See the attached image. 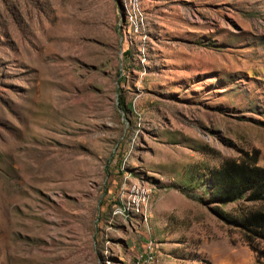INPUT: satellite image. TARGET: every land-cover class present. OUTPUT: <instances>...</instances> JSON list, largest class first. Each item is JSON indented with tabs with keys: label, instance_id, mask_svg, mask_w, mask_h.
I'll return each mask as SVG.
<instances>
[{
	"label": "rangeland",
	"instance_id": "rangeland-1",
	"mask_svg": "<svg viewBox=\"0 0 264 264\" xmlns=\"http://www.w3.org/2000/svg\"><path fill=\"white\" fill-rule=\"evenodd\" d=\"M240 149L264 167V0H0V264H257L208 204Z\"/></svg>",
	"mask_w": 264,
	"mask_h": 264
},
{
	"label": "trees",
	"instance_id": "trees-1",
	"mask_svg": "<svg viewBox=\"0 0 264 264\" xmlns=\"http://www.w3.org/2000/svg\"><path fill=\"white\" fill-rule=\"evenodd\" d=\"M118 105H123L120 99ZM238 152L236 158L224 159L209 171L208 204L218 218L238 233L240 242L260 264L264 260V167L259 164L258 149ZM228 204H237L236 209H221Z\"/></svg>",
	"mask_w": 264,
	"mask_h": 264
},
{
	"label": "built area",
	"instance_id": "built-area-1",
	"mask_svg": "<svg viewBox=\"0 0 264 264\" xmlns=\"http://www.w3.org/2000/svg\"><path fill=\"white\" fill-rule=\"evenodd\" d=\"M150 190L142 185H133L128 192V201L122 209H115L113 215L126 216L131 213L134 215L144 216L147 210ZM156 256L154 247L151 243H147L145 248L134 256L133 264H155Z\"/></svg>",
	"mask_w": 264,
	"mask_h": 264
}]
</instances>
